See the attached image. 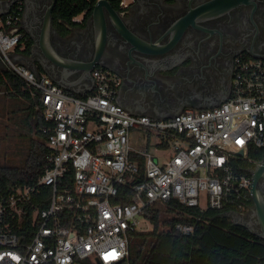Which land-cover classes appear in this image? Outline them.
<instances>
[{"label": "built area", "instance_id": "obj_1", "mask_svg": "<svg viewBox=\"0 0 264 264\" xmlns=\"http://www.w3.org/2000/svg\"><path fill=\"white\" fill-rule=\"evenodd\" d=\"M23 9L16 2L0 16V60L33 97L48 153L34 182L0 189V264L128 263L131 236L148 232L146 221L154 229L146 211L155 203L193 210L184 214L195 223L175 225L190 236L197 223L214 224L209 211H249V169L260 162L251 154L264 149V57L235 58L231 93L217 106L167 118L133 114L118 103V75L104 66L93 68V89L79 96L14 61L26 35ZM73 21L82 24L84 13ZM135 130L156 133L161 148H172L169 158L160 164L148 146L135 149Z\"/></svg>", "mask_w": 264, "mask_h": 264}, {"label": "flooded vegetation", "instance_id": "obj_2", "mask_svg": "<svg viewBox=\"0 0 264 264\" xmlns=\"http://www.w3.org/2000/svg\"><path fill=\"white\" fill-rule=\"evenodd\" d=\"M212 1L132 0L125 10L111 4L125 26L147 40L152 36L145 25L157 18L181 19L182 29L170 38L146 45L133 44L119 33L110 12L104 10L107 38L100 60L118 75V101L124 108L157 118L217 106L231 93L235 58L264 57V0L218 13L210 12ZM91 14L82 24H64L65 29L54 22L71 45L65 54L68 58L88 62L96 52L97 27ZM51 40L57 48L59 39L52 36ZM258 190L264 200V178ZM243 216L255 230L261 228L253 193L251 207Z\"/></svg>", "mask_w": 264, "mask_h": 264}, {"label": "trees", "instance_id": "obj_3", "mask_svg": "<svg viewBox=\"0 0 264 264\" xmlns=\"http://www.w3.org/2000/svg\"><path fill=\"white\" fill-rule=\"evenodd\" d=\"M96 1L57 0L53 10L54 22L65 29L64 24L77 25L73 18L81 13H84L85 22ZM109 1L115 7L120 6L121 0ZM32 42L26 34L17 48L24 43V52H29ZM1 90L8 93L13 90L27 97L30 94L25 89L24 81L6 67L0 69ZM35 116L40 140L32 143L29 157L23 166L0 165V189L34 182L47 164L46 135L41 131L44 120L37 110ZM263 156L264 149L255 150L251 154L257 160ZM131 157L144 162V158L136 154ZM191 211L193 210L176 200L167 205L155 203L149 207L146 216L154 224V229L131 236L129 260L123 264H264V240L252 235L244 226L227 221L216 212H207L213 218L214 224L201 226L197 223L194 235L182 234L175 225L179 222L195 223V219L184 214ZM208 230H211L209 236L206 235ZM224 233L229 235L227 242L222 239ZM203 238L202 243L195 242V239Z\"/></svg>", "mask_w": 264, "mask_h": 264}, {"label": "water", "instance_id": "obj_4", "mask_svg": "<svg viewBox=\"0 0 264 264\" xmlns=\"http://www.w3.org/2000/svg\"><path fill=\"white\" fill-rule=\"evenodd\" d=\"M250 1L252 0H213L209 8L211 13L225 12L239 4L248 3ZM16 2H23L24 4L20 27L33 40L30 53L23 56L26 64L30 65L37 73L40 71L45 72L66 90L81 95L93 89L94 81L91 75L93 68L97 65L103 66L100 57L107 38V22L104 15L105 9L108 10L113 17L117 31L123 34L133 44L139 43L146 45L147 43L160 41L165 37L170 38L175 30L179 28L182 29V27H180V23L182 22L181 19L169 22L157 18L155 21L144 26L145 31L152 36L150 40H147L141 36L135 35L125 26L119 17V13L113 8L109 0H97L91 14V18L95 20L97 27V49L91 60L85 62L65 56L66 52L71 50V45L66 40L65 36L58 33L54 25L53 10L57 0H0V16L8 14ZM52 36L59 39L57 48L60 47V51L52 44ZM12 59L16 62H20L15 53H12ZM0 64L2 68L5 67L1 60ZM79 81H87L89 87L81 89ZM228 97L229 96L223 98L220 103L227 100ZM174 115L176 114L157 118H167ZM249 171L252 174L253 180L252 192L255 212L259 216L261 228L255 230L250 222L245 220L244 214L242 215L235 211L225 212L222 216L230 218L235 225L244 226L254 236L264 239V200L258 190L259 182L264 178V156L260 159L259 164L250 168ZM210 234L211 230H208L206 235L209 236ZM228 238L229 235L224 233L222 236L223 241L227 242Z\"/></svg>", "mask_w": 264, "mask_h": 264}, {"label": "rangeland", "instance_id": "obj_5", "mask_svg": "<svg viewBox=\"0 0 264 264\" xmlns=\"http://www.w3.org/2000/svg\"><path fill=\"white\" fill-rule=\"evenodd\" d=\"M3 106L0 111V165L23 166L29 157L32 143H37V137L33 131V126L23 120L24 115L21 110L17 111L15 106L8 111ZM31 127V129H30ZM158 135L147 130H135L133 133L132 146L140 150L143 146H148V151L160 164L169 158L172 148L170 146L161 148L158 142ZM160 205H164L159 203ZM141 227L152 231V224L144 222Z\"/></svg>", "mask_w": 264, "mask_h": 264}, {"label": "crops", "instance_id": "obj_6", "mask_svg": "<svg viewBox=\"0 0 264 264\" xmlns=\"http://www.w3.org/2000/svg\"><path fill=\"white\" fill-rule=\"evenodd\" d=\"M21 19H22V17H21ZM32 44H33V42H32ZM24 49H25V44L22 43L20 45V47L17 48L14 53L18 57V60L20 62H22L23 64H25V65H27V66H29L31 68L30 65L26 64L25 59H23L24 55H28L30 53L31 48H30L29 52H24ZM40 72L45 73L43 71H40ZM79 82H80L79 85H80L81 89H86V88L89 87V83L87 81H79ZM88 92H90V91H88ZM72 93L75 94V95H79V96H82V95L86 94V93H84V94L81 95V94H76L74 92H72ZM3 106L8 108L7 109L8 111L12 108V106H15L17 108V111L21 110L23 112L22 114L24 115L23 120L26 119L25 121L29 122L32 126L34 125L33 126V131L31 133L34 132V133H36L37 137H39V133H38L37 127H36L37 118L35 116V110H36L35 109V102L33 100V97L31 96V94H29V97H27V96L22 95L21 93L13 91V90H11L9 93L6 92V91L1 90V92H0V111L3 110L2 109ZM30 129H31V127H30Z\"/></svg>", "mask_w": 264, "mask_h": 264}]
</instances>
